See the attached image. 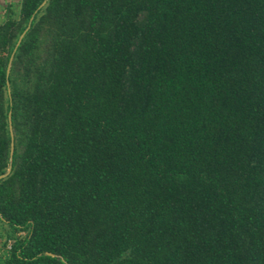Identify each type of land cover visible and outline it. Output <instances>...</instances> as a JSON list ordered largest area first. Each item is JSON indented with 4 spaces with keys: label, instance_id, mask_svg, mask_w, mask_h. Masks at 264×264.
Instances as JSON below:
<instances>
[{
    "label": "trees",
    "instance_id": "obj_1",
    "mask_svg": "<svg viewBox=\"0 0 264 264\" xmlns=\"http://www.w3.org/2000/svg\"><path fill=\"white\" fill-rule=\"evenodd\" d=\"M42 1L0 23V264H264V0Z\"/></svg>",
    "mask_w": 264,
    "mask_h": 264
},
{
    "label": "water",
    "instance_id": "obj_2",
    "mask_svg": "<svg viewBox=\"0 0 264 264\" xmlns=\"http://www.w3.org/2000/svg\"><path fill=\"white\" fill-rule=\"evenodd\" d=\"M46 1L47 0H43L40 3L38 8L42 7L46 3ZM29 26H30V23L28 24L26 29L21 33V35H20V37H19V39H18V41L16 43V46H15V48H14V50H13L11 56H10V60H9L8 67H7V72H9V70H10V65H11V61H12V58L14 56L15 50L17 49V46L19 45L20 41L22 40V38H23V36H24V34H25V32H26V30L28 29ZM9 127H10V133H11L10 161H12L13 154H14V148H15V142H14L13 127H12V112H11V110L9 111ZM11 169H12V163L10 162L7 170L2 172V173H0V178L5 177L6 175H8L10 173ZM46 253L47 254H51V255H55V253L52 252V251H46Z\"/></svg>",
    "mask_w": 264,
    "mask_h": 264
},
{
    "label": "crops",
    "instance_id": "obj_3",
    "mask_svg": "<svg viewBox=\"0 0 264 264\" xmlns=\"http://www.w3.org/2000/svg\"><path fill=\"white\" fill-rule=\"evenodd\" d=\"M21 0H0V23H2L9 12V8L18 7Z\"/></svg>",
    "mask_w": 264,
    "mask_h": 264
},
{
    "label": "rangeland",
    "instance_id": "obj_4",
    "mask_svg": "<svg viewBox=\"0 0 264 264\" xmlns=\"http://www.w3.org/2000/svg\"><path fill=\"white\" fill-rule=\"evenodd\" d=\"M17 10H18V7H15ZM14 8V9H15ZM14 57V56H13ZM12 60H13V58H12ZM11 65H12V61H11ZM11 65H10V68H11ZM10 71V70H9ZM22 76L20 75L19 77H18V83L20 84V83H22V81L24 80V79H22L21 78ZM8 92H9V94H10V92H11V85L9 84V87H8ZM12 127H13V125H12ZM10 128V127H9ZM13 133H14V141H15V131H14V127H13ZM21 150V144L19 145V151ZM5 227H8L7 225H2V227L0 226V233H2V234H5ZM22 234H24L25 233V231H23V232H21ZM2 240V238L0 237V241ZM0 245H1V242H0ZM3 252L5 251L4 249L2 250Z\"/></svg>",
    "mask_w": 264,
    "mask_h": 264
}]
</instances>
